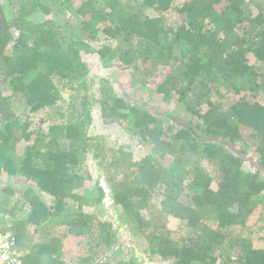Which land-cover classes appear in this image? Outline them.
Masks as SVG:
<instances>
[{"label": "trees", "instance_id": "obj_1", "mask_svg": "<svg viewBox=\"0 0 264 264\" xmlns=\"http://www.w3.org/2000/svg\"><path fill=\"white\" fill-rule=\"evenodd\" d=\"M6 2L5 16L15 19L5 29L0 16V174L20 176L25 184H18L22 197L11 184L0 188V234L12 233L23 262L58 259L62 239L72 233L90 237L83 244L86 262L101 242H111L113 222L87 210L107 195L101 184L96 192L86 188L91 173L83 163L94 150L111 173L122 175L109 177L113 202L151 253L174 264H264V246L228 232L245 226L264 196V0H83L75 12L89 39L71 40L54 20L33 17L66 12L71 0ZM100 33L117 45L100 47ZM93 45L104 63L133 65L135 81L161 78L156 94L182 105L185 116L154 112L119 95L107 79L94 97L82 53ZM61 86L71 90L67 112L59 103ZM221 86L236 95L227 107L213 97H224ZM18 98L24 100L22 114L14 105ZM97 103L107 125L126 126L149 152L136 159L120 144L110 159L106 138L90 132ZM46 108L61 115L48 129L23 116ZM19 142L25 147L16 154ZM251 148L260 167L255 171L247 166ZM154 197L162 208H148V218L143 210ZM165 213L185 220L196 234L175 240ZM44 224L57 235L34 245L28 229Z\"/></svg>", "mask_w": 264, "mask_h": 264}, {"label": "rangeland", "instance_id": "obj_2", "mask_svg": "<svg viewBox=\"0 0 264 264\" xmlns=\"http://www.w3.org/2000/svg\"><path fill=\"white\" fill-rule=\"evenodd\" d=\"M82 2L83 0H71V5L67 6L66 12L55 11L53 14L49 15L39 12L38 15L36 14L33 17H35L36 22L45 21L47 19L54 20V22L58 24L59 30L62 31V34L66 36L68 40L77 37L88 38L87 35L83 33V30L81 29L80 18L75 12ZM0 4H2L4 8H10L9 5H7L6 0H0ZM5 17L8 26L15 19V16L10 14ZM98 40H100V47L106 43L113 47L117 45L115 41L109 40L105 35H103V33L98 35ZM93 47L94 48H91L90 50L84 48L82 53L90 66V73L87 77V81L90 83V93H93L94 97L98 98L101 95L99 88L103 84H106L105 79H107L112 83L113 88L119 95L124 97L126 96L135 102L139 101L148 107H151L154 112L161 114L167 110H174L177 114L185 116V109L182 105H178L174 103V101L171 103L164 102L161 96L156 94L155 87L161 78H158L157 81L154 80L153 83L150 77L141 75L135 81L133 65H125L121 64V62H112L111 64H106L104 63V59L101 57V54L98 51L100 47L97 45H93ZM146 80L148 81V84L144 83ZM63 88L64 87L61 86L60 90L63 92L64 97L59 101V103H61L62 106L61 111L67 112L71 99V90H69L67 87L66 89ZM220 88L221 89L219 92L224 93V97L219 98L217 93H214L213 97L215 100L217 99L216 101H221L220 104L222 103L224 107H227L230 104V99L232 97H236V95L233 92H229L228 88L223 86ZM4 92L8 93L9 91L5 90ZM14 105L16 107V112H18V114H22V110L25 107L24 100L22 101L20 98H18L15 100ZM57 111L56 108H46L37 113H30L29 111H26V114L23 116H29L30 119L36 121L37 124L41 125L44 129H48V126L51 124L59 123L57 120L59 117H61V115H59ZM92 114L94 117V122L90 132L106 138L107 146H105V149L107 150V156L110 159L113 158L111 156L112 153H119L118 146H120V144L128 145L126 146V150L132 151L135 156L134 158L136 159L143 157L145 154H147V152H149L148 149L150 148H147L142 143H140L138 136L131 138L130 134L132 131L126 126H120L119 123H111L107 125L101 116L98 103L93 107ZM249 132V130H245V134L248 135ZM62 143H64V141ZM66 144L68 145V142ZM24 147L25 144L23 142L17 143L16 154H21V152L24 150ZM250 150L251 151L248 152V155L251 157V159L247 161V166L249 169L255 171L260 167L256 165V154H254V149L251 148ZM94 153L95 151L91 150L88 154H86L83 163V165L86 166V169L91 173V177L87 179L86 188L91 190L93 189L95 191L97 189V185L101 184L107 191V195L103 200V204H97V209L94 207H88L87 210L97 212V215H99V219L101 221L113 222L115 228L112 229V240L110 243L101 242L100 246L93 249V260L86 262L83 259L85 258L84 253L86 252V248L83 246V244L87 243V240L90 237L87 239L86 236L73 233L68 234L64 236L61 241L57 255L58 259L56 258L55 260H49L48 257H46L44 263L99 264L102 261L108 260V264H118L120 260H132L138 262L139 264H174L172 261L164 260L156 254L151 253V249L146 238L134 229L135 223L133 221L129 223L128 220L122 215L121 210L114 204L110 189L111 184L109 177L113 174H115L117 180H121L123 177L120 175L119 170L113 169V173H111L110 168L107 167L108 161L97 157ZM170 161L171 160L169 159V162ZM262 175L264 176V170H262ZM6 184H11L15 188V194L18 197L23 196V189L19 188L18 184H20V186L24 185V178L22 179L20 176H8L7 174H0V188ZM186 194L187 193L184 191V195ZM44 197L49 203H51V198L49 195H45ZM259 204L258 212L249 218L248 223L245 226L235 227L231 231H228L230 232V236L250 239L256 247L264 246V196L261 197ZM148 208H152V213L160 212L162 208V205L160 204V198L156 197L153 199L150 205H146L144 208L143 213L149 218L152 215L149 212L150 209ZM165 214L167 215L165 218L166 224H168L172 237L175 240L183 241L187 237L194 236L196 234V230L188 227L185 223V220H181L174 215L171 216L169 213ZM208 220H210L209 222L212 221V219ZM211 224L212 226H216L217 221L213 220ZM258 224H261L262 227H259L260 225ZM64 229L65 232H67V228L65 227ZM28 230L30 240H32L34 245L49 243L52 238L57 235L56 228L52 227L51 225L47 226L46 224L38 227L35 225H30ZM150 230L153 231V227L149 229L146 234H148ZM96 231L98 232V228H96ZM92 241L94 244L97 242L96 239H93ZM89 244H91V241Z\"/></svg>", "mask_w": 264, "mask_h": 264}, {"label": "built area", "instance_id": "obj_3", "mask_svg": "<svg viewBox=\"0 0 264 264\" xmlns=\"http://www.w3.org/2000/svg\"><path fill=\"white\" fill-rule=\"evenodd\" d=\"M12 233L0 234V264H26L15 252Z\"/></svg>", "mask_w": 264, "mask_h": 264}, {"label": "water", "instance_id": "obj_4", "mask_svg": "<svg viewBox=\"0 0 264 264\" xmlns=\"http://www.w3.org/2000/svg\"><path fill=\"white\" fill-rule=\"evenodd\" d=\"M0 16H1L2 20L4 21L5 29H7L8 25H7L6 17H5L3 10H2L1 4H0Z\"/></svg>", "mask_w": 264, "mask_h": 264}]
</instances>
